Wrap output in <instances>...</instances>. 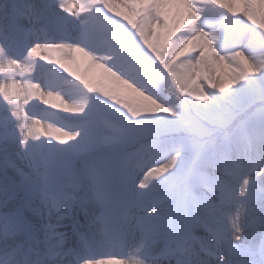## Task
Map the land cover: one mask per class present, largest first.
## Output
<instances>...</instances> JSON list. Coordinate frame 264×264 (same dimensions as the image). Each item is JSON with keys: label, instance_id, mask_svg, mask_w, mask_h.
<instances>
[{"label": "snow or ice", "instance_id": "1", "mask_svg": "<svg viewBox=\"0 0 264 264\" xmlns=\"http://www.w3.org/2000/svg\"><path fill=\"white\" fill-rule=\"evenodd\" d=\"M0 264H264V0H0Z\"/></svg>", "mask_w": 264, "mask_h": 264}, {"label": "rangeland", "instance_id": "2", "mask_svg": "<svg viewBox=\"0 0 264 264\" xmlns=\"http://www.w3.org/2000/svg\"><path fill=\"white\" fill-rule=\"evenodd\" d=\"M53 55L58 56L59 54L58 53H53ZM79 55L80 54H78V56ZM72 67L74 68V70H77V71H79L81 73L87 71L90 79L99 78L101 76V73H102V70L99 69L96 66H93L92 68L89 69L87 63L83 60L82 57H81L80 68L76 69V66L74 64L72 65ZM106 83L109 86L118 89L121 92V94H123L126 98L129 97V96L135 98L137 96V94L131 93L126 85H122V84H118V83L112 82V81L108 80L107 78H106ZM41 131H43V129H41Z\"/></svg>", "mask_w": 264, "mask_h": 264}]
</instances>
